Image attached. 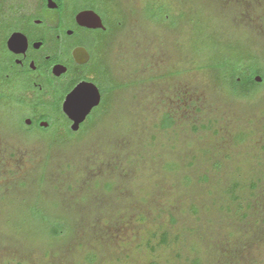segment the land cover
<instances>
[{"label":"rangeland","instance_id":"374dc122","mask_svg":"<svg viewBox=\"0 0 264 264\" xmlns=\"http://www.w3.org/2000/svg\"><path fill=\"white\" fill-rule=\"evenodd\" d=\"M95 1L112 89L79 131L29 128L0 65V264H264V0Z\"/></svg>","mask_w":264,"mask_h":264},{"label":"flooded vegetation","instance_id":"af4514ba","mask_svg":"<svg viewBox=\"0 0 264 264\" xmlns=\"http://www.w3.org/2000/svg\"><path fill=\"white\" fill-rule=\"evenodd\" d=\"M92 1L80 4L74 0H51L49 5L47 0H1V80L19 94L17 104L28 107L29 128L49 129L58 122L64 130L74 133L106 106L112 84L109 85L111 78L106 72L103 50L119 30L110 12L101 7L103 2ZM83 11L97 15L101 26L82 25L77 15ZM12 34L15 45L14 50H9L6 42ZM83 82L96 87L99 103L78 130L72 131V121L62 111V104L66 95ZM25 97L30 98L29 104L23 101ZM41 122L47 126H40Z\"/></svg>","mask_w":264,"mask_h":264},{"label":"water","instance_id":"95a60500","mask_svg":"<svg viewBox=\"0 0 264 264\" xmlns=\"http://www.w3.org/2000/svg\"><path fill=\"white\" fill-rule=\"evenodd\" d=\"M49 5L51 0H47ZM77 20L85 26L97 27L101 26L100 20L92 11H83L78 13ZM15 34H12L6 42L9 50H14ZM259 80V78H255ZM99 103V93L96 87L90 83H80L71 92H69L62 104V111L72 121L71 130L77 131L79 124L89 114L92 107ZM29 123L28 120L25 121ZM40 126L45 127L47 123L41 122Z\"/></svg>","mask_w":264,"mask_h":264},{"label":"trees","instance_id":"16d2710c","mask_svg":"<svg viewBox=\"0 0 264 264\" xmlns=\"http://www.w3.org/2000/svg\"><path fill=\"white\" fill-rule=\"evenodd\" d=\"M1 22H2V3H1V0H0V25H1ZM1 47L2 49H4L3 47V42H1ZM245 68L242 67L241 65H237V67H235L234 69V73L233 75L230 77L228 81V83L232 86L233 85V88L235 90H233V92L237 95H240V96H244L245 93L247 92L246 91V88L250 87V86H255V82L253 81V75H244L245 74ZM225 78V77H224ZM231 82V83H230ZM239 88V89H238ZM251 88V87H250ZM236 89H238L239 91H237ZM171 121L166 117L164 119V125H170ZM44 130H48V129H44Z\"/></svg>","mask_w":264,"mask_h":264}]
</instances>
